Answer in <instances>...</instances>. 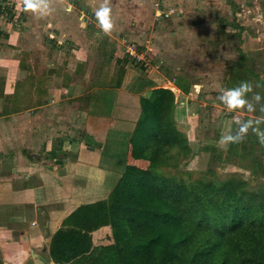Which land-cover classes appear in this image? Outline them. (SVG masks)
<instances>
[{
  "label": "crops",
  "instance_id": "obj_1",
  "mask_svg": "<svg viewBox=\"0 0 264 264\" xmlns=\"http://www.w3.org/2000/svg\"><path fill=\"white\" fill-rule=\"evenodd\" d=\"M166 1L194 21L216 9L264 12V0ZM100 3L47 0L41 13L0 20V264H63L50 254L54 234L80 206L106 199L128 164L147 166L130 143L146 117L142 98L172 86H187L179 90L187 95L198 85L175 60L186 55L189 23L176 17L159 26L149 0H110L114 27L104 34L95 19ZM125 41L153 48L161 65L137 68L125 59ZM223 53L209 52L208 63ZM222 69H210L207 86H223ZM218 95L211 97L220 103ZM181 106L175 101L176 121ZM110 236L109 226L95 230L93 244L108 245Z\"/></svg>",
  "mask_w": 264,
  "mask_h": 264
},
{
  "label": "trees",
  "instance_id": "obj_2",
  "mask_svg": "<svg viewBox=\"0 0 264 264\" xmlns=\"http://www.w3.org/2000/svg\"><path fill=\"white\" fill-rule=\"evenodd\" d=\"M236 65L231 88L249 81L253 92L264 96L258 72ZM252 97L249 93L254 115H264V100ZM141 102L146 117L130 140L131 154L147 166L128 164L106 199L80 206L52 237V259L63 264H264V188L237 176L186 182L161 173L193 151L184 125L175 120L170 90L153 91ZM234 145L239 150L233 146L232 152L259 163L247 142ZM105 226L111 228V243L95 246L92 233Z\"/></svg>",
  "mask_w": 264,
  "mask_h": 264
},
{
  "label": "rangeland",
  "instance_id": "obj_3",
  "mask_svg": "<svg viewBox=\"0 0 264 264\" xmlns=\"http://www.w3.org/2000/svg\"><path fill=\"white\" fill-rule=\"evenodd\" d=\"M149 1L156 7L155 12L151 13L156 24L160 23L159 26L172 24L173 18L176 17L180 18L178 24H183V22L190 24L189 43L181 45L186 55L177 57L175 60L182 67L181 73L190 74V81L198 84L189 86L193 91L188 89L187 95H181L182 93L179 91L180 88H184L186 91L187 88L185 87L187 86H178L179 89L175 86H169L177 105L181 106L184 101L188 107L187 109V107L181 106L180 112L182 113H180V119L177 122L184 125L193 154L188 158L174 161L172 165L168 164L160 169L161 173L182 178L186 182L227 180L232 176H237L248 181L252 187L264 188V173L262 174L264 170V147L260 146L251 130H249L245 143L247 142L248 146L253 149V154L258 155L259 163H253L252 158H244L236 152H232L233 146L235 150H239L236 145H231L227 149H221L217 146L221 133H227L229 130L233 133L236 131L238 126L235 124V118L255 119L256 116L246 110L230 111L223 104L214 102V97H211L217 93L220 94L222 90L231 88L229 78L231 69L236 63H238L236 66L242 71H245L244 65L249 69H254L258 72L260 79L264 80V12L248 11L243 13L244 15L240 14L242 12H239L240 15H236L234 11L226 12L216 9L207 13L198 12L197 18L200 20L194 21L192 19L193 12L184 10L182 6H171L172 4L166 0ZM162 1L164 2L162 3ZM71 6H75L74 3ZM203 13L205 17L202 15ZM25 16L30 17L24 12L22 0H0V20L9 19L13 21L16 19L17 22ZM221 18L226 19L225 25H222L221 21L218 22ZM257 18L259 19L257 20ZM170 27L167 28L168 31H171L172 28ZM149 30L152 31L150 28ZM175 36L185 38L182 35ZM124 48L125 59L133 62L137 68L141 67L143 70L150 71L152 67H145L146 62H151L150 65L153 66L161 65L158 63L159 59L154 57L153 48L140 49L137 43L128 41L124 42ZM220 49L224 51L223 54H226L225 59L217 57L214 61L212 60L214 62L212 65L208 63L207 54L217 52ZM188 53L194 54V56H187ZM138 55L144 57L145 61L138 62L136 59ZM221 66L223 69L222 75L219 74V79L223 82V86H207V73L210 69L218 71V67ZM156 69L159 68L156 67ZM160 70L164 71L168 77H171L174 71L170 65L164 66V64ZM219 106L220 108H218Z\"/></svg>",
  "mask_w": 264,
  "mask_h": 264
},
{
  "label": "clouds",
  "instance_id": "obj_4",
  "mask_svg": "<svg viewBox=\"0 0 264 264\" xmlns=\"http://www.w3.org/2000/svg\"><path fill=\"white\" fill-rule=\"evenodd\" d=\"M22 5L25 12L36 14L41 13L42 8L46 7L47 0H22ZM111 12L110 0H102L99 7L95 9V19L104 34H110L114 27ZM256 87H260L259 83L256 84ZM249 93H253L252 99L257 103L264 100V96H261L259 92H253V84L249 81H241L234 88L222 90L217 100L230 111L246 110L249 113H255L256 107L248 99ZM261 112H264V106L261 107ZM235 124L238 127L234 133L231 130L227 133H221L217 141L218 147L227 149L231 145L244 143L249 130L256 136L260 146L264 147V129L260 127L261 124H264V115L255 119L235 118Z\"/></svg>",
  "mask_w": 264,
  "mask_h": 264
},
{
  "label": "built area",
  "instance_id": "obj_5",
  "mask_svg": "<svg viewBox=\"0 0 264 264\" xmlns=\"http://www.w3.org/2000/svg\"><path fill=\"white\" fill-rule=\"evenodd\" d=\"M134 57H135V55H134ZM136 59L138 60V62H143V61H145V59H144V57H141V56H136ZM151 63V62H150ZM150 63L149 62H146L145 63V67H152V64L150 65Z\"/></svg>",
  "mask_w": 264,
  "mask_h": 264
}]
</instances>
